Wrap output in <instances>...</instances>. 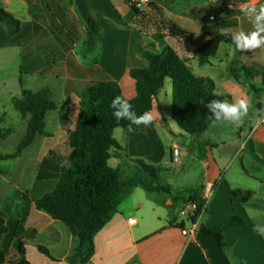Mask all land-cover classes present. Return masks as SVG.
Segmentation results:
<instances>
[{"label": "crops", "instance_id": "obj_1", "mask_svg": "<svg viewBox=\"0 0 264 264\" xmlns=\"http://www.w3.org/2000/svg\"><path fill=\"white\" fill-rule=\"evenodd\" d=\"M75 1L76 14L66 0H4L2 3L7 12L23 21V30L10 37L0 24V102L10 105L14 98L21 97L24 90H48L58 110L47 116L48 136H38L32 145L38 144L40 148L39 165L32 182L23 185L17 180L5 181L0 188V210L9 215L6 220L8 232L0 241V252L11 248L18 238V225L22 224L36 232L35 238L25 240L27 259L31 264H36L31 253L49 259L39 252L38 246L46 247L55 258L51 248L68 264L66 260L75 248L73 235L65 225L37 211L34 200L48 191L50 181H58L57 170L69 168L67 159L71 149L69 146L64 149L63 145L68 144L69 131L75 128L81 93L87 85L117 81L125 98L134 99L136 85L130 71L148 67L145 52L161 55L171 47L197 77L214 80L217 94L224 100L233 103L236 99H246L250 104L248 114L239 123H215L200 136L177 133L182 138L181 145L172 138L177 125L172 118V93L170 113L162 105L164 87L155 101L151 112L155 119L149 126L133 124L128 130L121 129L119 136L116 132L120 129H117L114 138L123 151L113 152L109 164L120 170L122 181L133 178L127 172L132 165L137 177L142 175L141 168L132 160H142L161 168L167 152L173 162L172 149L177 147V163L181 154L193 162L191 176L194 180L181 188H174L161 176V184L175 194L187 189H200L206 206L195 224L194 234L189 237L176 226L185 220L184 229H190L188 220L170 218L172 210L182 204L179 199L149 194L142 187L127 190L121 197L117 214L94 239L95 253L91 264H264V234L254 231L255 227L264 229V176L253 174L245 163L248 146L257 161L264 160L256 150V145L264 146V124H261L264 91L256 94L251 89L253 85L261 90L262 78L248 80L245 75L246 66L264 68V46L242 52L233 42L222 43L216 56L204 65L194 56L195 48L209 42V34L214 32H204L200 17L207 18L221 34L231 39L232 32L253 30L250 21L255 17H247L240 10V6L250 0H154L142 16H137L125 0ZM261 1L251 0V3L258 6ZM180 2V10L174 8ZM30 5L35 7L30 9ZM229 5L232 8L226 9ZM220 18L222 22H219ZM170 24L193 36L186 40L171 35ZM87 30L99 39L98 48L92 54H87L83 46ZM165 98L167 100L168 95ZM2 115L4 122L7 113ZM62 117L67 122H63ZM119 155L127 156V162ZM62 156H66L63 163ZM139 188L147 193V202L157 206L155 209L146 205L152 217L149 229L141 227L139 218L133 213L139 214L143 203L133 200L132 211L120 209L125 198H132ZM237 190L252 192L253 195L242 204L233 196ZM230 216L244 219L247 226L235 228L224 225V220ZM130 219H136L137 224L131 226ZM209 224L219 230L226 243L231 244L229 251L222 248ZM55 259L53 262H59Z\"/></svg>", "mask_w": 264, "mask_h": 264}, {"label": "trees", "instance_id": "obj_2", "mask_svg": "<svg viewBox=\"0 0 264 264\" xmlns=\"http://www.w3.org/2000/svg\"><path fill=\"white\" fill-rule=\"evenodd\" d=\"M3 1L0 0V24L10 37H15L22 32L23 21L7 12L2 5ZM66 1L71 7L77 6L75 0ZM34 7L35 5H30L29 8ZM131 9L137 16H142V12ZM50 17L55 22L52 14ZM191 17L199 18L195 15ZM200 19L204 23L205 33L208 30H214L209 34V42L194 50V56L204 65L216 56L222 43L230 44L232 40L221 34L219 28L211 25L207 18L200 17ZM218 20L222 22V18ZM80 21L83 26H86L85 22ZM169 30L171 35L186 40L193 36L175 24H170ZM98 44V36L87 30L83 45L85 52L94 53ZM144 59L148 63L146 69L130 71V77L136 85V97L128 102L137 116L153 111L155 101L169 79L173 87L172 118L182 132L190 136H200L213 124L220 122L214 121L215 117L212 112L205 107V104L211 100H224L217 94L214 80L197 77L187 62L171 47H167L161 55L145 52ZM245 75L248 80L260 76L263 88L259 90L252 85L251 89L256 94L264 91L263 67L246 66ZM117 96L126 99L117 81L99 82L85 87L80 96V113L75 128L69 131L68 146L71 149L67 159L69 168L63 170L62 178L56 182L52 190L34 200L37 211L44 212L54 221L62 223L73 235L75 248L68 257L69 264H91L95 253L96 235L117 214L122 195L132 188L142 187L149 194L177 198L183 206L196 204V215L187 221L189 223H196L205 210L206 201L202 198L200 189H187L175 194L168 186L161 184V174L164 171L162 168L148 165L142 160H132L141 168L142 175L124 182L121 179L120 170L110 166L109 161L113 158V152L123 151V147L114 138V132L117 129L128 130L134 124L126 119L117 120L113 115L115 109L111 107V104ZM13 104L22 119L28 121L27 131L16 152L0 155V162L18 159L34 144L38 136H48L47 116L58 110V105L48 90L39 92L24 90L21 97L14 99ZM4 118V115L0 114V124L3 123ZM222 120L223 117H221ZM62 121L67 122L64 117ZM14 133L13 129L0 127V142L5 141ZM119 156L125 161L128 159L127 156ZM0 174H4L1 169ZM252 195V192L242 190L233 193L234 198L242 204L247 203ZM8 216L0 210V241L8 232L6 225ZM224 225L245 228L247 222L240 217L230 216L224 220ZM176 226L183 230L185 220ZM209 229L216 236L222 248L229 251L231 244L225 242L219 230L210 224ZM17 236L11 248L0 252V264H31L27 259L25 240L35 238L36 232L19 224ZM37 248L41 254L56 261L46 247L38 246ZM11 249L15 253H12Z\"/></svg>", "mask_w": 264, "mask_h": 264}, {"label": "rangeland", "instance_id": "obj_3", "mask_svg": "<svg viewBox=\"0 0 264 264\" xmlns=\"http://www.w3.org/2000/svg\"><path fill=\"white\" fill-rule=\"evenodd\" d=\"M181 7H182V4L180 2L174 8L180 10ZM227 8L228 7H226V9ZM165 84L166 86L163 92L161 93V101H162L164 110L168 109V112L170 113V105H171L170 96H171V93L173 92V87H172V82L169 79L166 81ZM166 95H168L167 100L165 98ZM14 99L11 101L10 105L9 103L7 104V103L0 102V114L2 115L4 112L7 113V119L3 123L0 124V127L15 130V133L13 135H11L5 141L0 142V155H8V154L15 153L27 129L28 121L23 120L21 115L15 110L14 104H13ZM172 123L175 124L174 122ZM49 130L51 131V128H49ZM122 131L123 130L121 129L117 130L116 135L117 136L121 135ZM244 131H247V129H244ZM247 132H244V134L246 135ZM177 133H183V132H181V130L176 125L175 128L173 129L172 138H176L179 141V143L182 145V138L179 137ZM228 136L231 137L230 135ZM38 146H39L38 144L32 146V148H30L24 153L22 158H19L17 160H9V161L0 162V169L4 172V174H6V175H0V188H2V186L5 185V181L14 182V180H17L18 182H21L23 185H26V184L28 185L32 182V180L34 179L35 172H36V167L39 165V161L37 160V158L40 154V148ZM67 146L68 144L63 145L64 149H66ZM256 150L260 156H263V159H264V146L256 145ZM62 157H61V160H62L61 162L63 163L64 158H66V156H62ZM245 163H246L248 170L251 171L253 174L259 177L264 176V160L257 161L254 158L251 148L249 146L247 147L245 151ZM192 164L193 162L190 160V158L183 154H181L180 162L174 163L171 161L170 153L167 152L165 158L163 159V162L161 163V168L164 170L161 174L162 180H165L167 183H169L174 188H181L185 186L186 184L191 183L194 180L191 176V174L193 175V169L191 167ZM134 169L135 168L133 165L127 169V172L133 178L134 176L136 177L138 176L134 172ZM57 173L59 176L57 177L58 178L57 180H59V178H61L60 177L61 173L63 174L64 172L57 170ZM56 182L57 181L49 182L50 188H48L47 192L52 190ZM146 197H147V193L142 188H139L138 192H136V194L132 198H127V197L125 198L120 209L129 208V210L132 211L133 210V207H132L133 200L139 203H143L144 205L140 213L139 214H136L135 212L133 213L135 214L134 216L139 218L141 227L149 229L151 227L150 219H152V217H150L151 213L147 209L148 207L146 205L150 207H154L155 209H157V206H155L154 204L150 202H147ZM183 209H185V206H183V204H180L179 206H177L176 209L172 210L170 214L171 215L170 218L177 219L178 221L182 220V218L178 217L177 215L180 214ZM158 211L163 212L164 210L158 209ZM142 217H144V219H141ZM50 250L53 256L59 259V262H53L49 259L45 260L43 258H39V256H35L33 253H31V258L35 260L36 264H66L61 259V257H58V254L54 252V250H52L51 248ZM11 251L12 253H15L13 249H11ZM66 261L68 263V258Z\"/></svg>", "mask_w": 264, "mask_h": 264}, {"label": "clouds", "instance_id": "obj_4", "mask_svg": "<svg viewBox=\"0 0 264 264\" xmlns=\"http://www.w3.org/2000/svg\"><path fill=\"white\" fill-rule=\"evenodd\" d=\"M241 12L247 17L254 16V21H250L253 25V30L245 33L244 31L232 32L231 40L236 49L242 52L253 51L255 49L264 46V4H260L257 7L256 4L249 3L240 6ZM227 34V33H225ZM111 107L115 109L113 115L117 120L126 119L136 125L149 126L155 119V117L146 112L143 115L137 116L132 110V105L128 100L117 96L113 99ZM205 107L212 112L215 117L214 121H231L233 123H239L247 116L250 107L249 102L246 99H236L235 102L230 103L227 100H211ZM254 231L264 234V229L254 228Z\"/></svg>", "mask_w": 264, "mask_h": 264}, {"label": "built area", "instance_id": "obj_5", "mask_svg": "<svg viewBox=\"0 0 264 264\" xmlns=\"http://www.w3.org/2000/svg\"><path fill=\"white\" fill-rule=\"evenodd\" d=\"M127 4L131 7L136 9L139 12H145L150 5L153 3L154 0H125ZM260 4H264V0H262L257 7H259ZM228 8H232V5H229ZM211 20H214V18H210ZM261 124H264V117L261 119ZM172 160L173 162L177 163L179 160V149L177 147H174L172 149ZM197 211V205L196 204H188L185 206V209H183L180 213V217L185 218L186 220L191 219L192 217H195ZM129 224L131 226H135L137 224L136 219H130ZM195 224L196 223H190L191 228L190 229H183L182 232L185 236L191 237L195 232Z\"/></svg>", "mask_w": 264, "mask_h": 264}, {"label": "water", "instance_id": "obj_6", "mask_svg": "<svg viewBox=\"0 0 264 264\" xmlns=\"http://www.w3.org/2000/svg\"><path fill=\"white\" fill-rule=\"evenodd\" d=\"M71 11L74 13V14H76V9L73 7L72 9H71ZM86 30V29H85Z\"/></svg>", "mask_w": 264, "mask_h": 264}]
</instances>
